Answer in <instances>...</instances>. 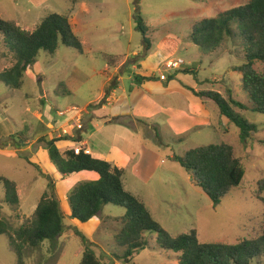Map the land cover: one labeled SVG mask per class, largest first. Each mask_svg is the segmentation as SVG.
Segmentation results:
<instances>
[{"label":"rangeland","instance_id":"obj_1","mask_svg":"<svg viewBox=\"0 0 264 264\" xmlns=\"http://www.w3.org/2000/svg\"><path fill=\"white\" fill-rule=\"evenodd\" d=\"M247 1L0 0V17L28 32L50 13L68 15L82 45L81 51L59 45L54 55L39 51L19 89H10L0 81V176L15 182L18 196L15 207L6 204L4 184L0 181L1 215L14 228L26 224L43 193L51 195L49 184L53 183L54 198L59 201L65 224L64 232L52 245L45 241L38 248L26 247L25 264H79L84 245L75 230L92 242V249L105 264L176 263L178 253L161 248L152 231L144 232L148 245L135 252L130 263L118 258L124 249L114 238L125 215V209L120 206L105 204L86 223L73 219L67 198L69 190L88 177L79 174L75 176L78 181L66 179L51 159L49 145L38 138L49 140L50 135L57 133L53 122L60 119L59 111L64 110L65 104L73 102L83 108L84 102L93 100L107 78L106 64L123 59L129 62L156 58L158 66H163L166 60L183 58L184 67L194 66L201 91H217L226 98L230 91L235 100L250 107L241 86V73L235 70L246 62L240 41L227 38L216 50L204 52L190 40L197 22ZM137 14L147 27L150 49H146L143 34L136 28ZM5 52L0 32V71L12 63ZM254 68L263 71L264 63L257 62ZM128 69L124 71L126 74ZM185 73L178 74L191 75ZM205 110L211 125L200 132L174 136L165 128L161 134L174 144L173 151L180 156L202 144H230L245 171L238 187L223 196L219 204H213L180 164L168 158L170 148H165L162 154L165 163L149 182H135L129 174L124 183L128 191L137 190L141 194L155 220L172 237L195 229L202 243L235 244L243 239L253 240L262 234L264 225V190L260 189L264 180V113L235 107L258 127V132L243 143L238 127L221 118L219 108L208 98ZM27 139L33 144L26 143ZM56 147L61 151L60 146ZM16 262L8 235L0 234V264ZM261 262L264 264V258Z\"/></svg>","mask_w":264,"mask_h":264},{"label":"trees","instance_id":"obj_2","mask_svg":"<svg viewBox=\"0 0 264 264\" xmlns=\"http://www.w3.org/2000/svg\"><path fill=\"white\" fill-rule=\"evenodd\" d=\"M136 23L148 49L151 43L146 36L147 27L140 14L136 15ZM0 32L6 46L5 56L9 54L12 59L11 65L0 71V81L10 89H19L22 86L25 72L36 61L39 51L54 55L59 45L78 51L82 49L70 18L65 14L46 15L31 32L0 17ZM231 37L237 38L243 47L246 62L235 67V70L241 73V86L248 95L251 106L235 100L230 91L227 98L213 90L195 93L212 100L220 114L238 127L240 140L245 143L247 138L258 132V127L237 112L235 107L264 113V70L258 71L254 68L255 63H264V0H248L214 17L202 19L193 26L190 34L192 43L204 52L216 50ZM56 139L40 137L39 141L49 145L50 157L62 175L83 171L98 174L97 179L80 181L69 190L67 198L71 217L77 222L86 223L99 214L105 204L125 209L122 227L114 238L124 248L118 258L126 263L132 261L135 252L148 245L143 234L145 231H152L156 234L161 248L178 253L175 264H263L264 225L262 234L257 238L243 239L235 244L202 243L195 229L172 237L153 218L146 204L125 189L123 168L93 157L83 150L76 152L74 148H70L61 152L55 145ZM173 159L191 176L193 182L205 192L213 204H219L223 196L238 187L245 173L233 147L227 143L202 144L188 149L182 156L174 155ZM0 181L5 188L4 202L15 207L18 204L15 182L2 176ZM53 187V183H50L51 195L44 192L33 216L26 224L17 228L2 217L3 210L0 205V234L8 235L9 244L16 253V264H25L26 247L38 248L45 241L52 245L65 230L63 213L59 201L54 198ZM260 189L264 190V180L260 182ZM262 201L264 203V197ZM75 234L84 245L79 264H105L92 249V242L78 230H75Z\"/></svg>","mask_w":264,"mask_h":264},{"label":"crops","instance_id":"obj_3","mask_svg":"<svg viewBox=\"0 0 264 264\" xmlns=\"http://www.w3.org/2000/svg\"><path fill=\"white\" fill-rule=\"evenodd\" d=\"M184 66L185 63L180 69H165L164 65L158 66L156 58L109 62L105 66L107 78L96 97L82 104L81 109H87L82 117L83 129L74 131L71 137L56 139L55 145L60 146L61 152L69 147L86 149L93 157L123 168V182L129 174L135 182H149L165 163L162 158L165 148L171 149L168 158L177 155L173 151L174 144L162 136L163 129L168 128L171 134L179 136L189 131L200 132L206 125H211L205 110L207 98L195 93L201 91L195 68ZM127 68L128 74L124 72ZM180 72L191 75H180ZM73 106L71 102L65 104L64 109ZM73 114L54 119L55 133L71 121ZM219 115L224 117L220 112ZM79 174L87 175L88 180L98 178V174L85 171L64 177L75 179ZM124 186L126 188L125 183ZM126 189L129 190L128 186ZM130 192L142 199L137 190ZM142 200L153 216L150 206L144 198Z\"/></svg>","mask_w":264,"mask_h":264},{"label":"built area","instance_id":"obj_4","mask_svg":"<svg viewBox=\"0 0 264 264\" xmlns=\"http://www.w3.org/2000/svg\"><path fill=\"white\" fill-rule=\"evenodd\" d=\"M185 63V61L182 58H172L169 60H166L164 63L165 69H180L181 66ZM87 111V109H81L76 106L69 107L67 109L61 110L59 116H65L71 112H74V114L71 117V121L67 123L65 126L60 127V129L57 131V133L53 136V138L57 139H63L71 135L74 131L82 130L83 129V122L82 117L83 114ZM74 137H76V134H74ZM80 150H83L85 153L89 154V151L83 148H77L75 149L76 152H79Z\"/></svg>","mask_w":264,"mask_h":264}]
</instances>
